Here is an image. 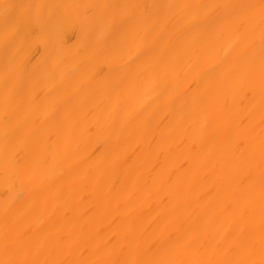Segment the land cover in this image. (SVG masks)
<instances>
[{"label":"bare ground","instance_id":"obj_1","mask_svg":"<svg viewBox=\"0 0 264 264\" xmlns=\"http://www.w3.org/2000/svg\"><path fill=\"white\" fill-rule=\"evenodd\" d=\"M0 264H264V0H0Z\"/></svg>","mask_w":264,"mask_h":264}]
</instances>
